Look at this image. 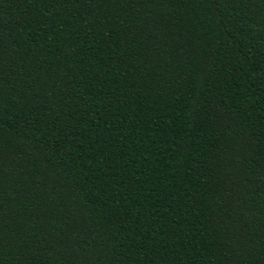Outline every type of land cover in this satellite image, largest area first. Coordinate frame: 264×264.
<instances>
[{
	"label": "trees",
	"instance_id": "1",
	"mask_svg": "<svg viewBox=\"0 0 264 264\" xmlns=\"http://www.w3.org/2000/svg\"><path fill=\"white\" fill-rule=\"evenodd\" d=\"M0 264H264V0H0Z\"/></svg>",
	"mask_w": 264,
	"mask_h": 264
}]
</instances>
